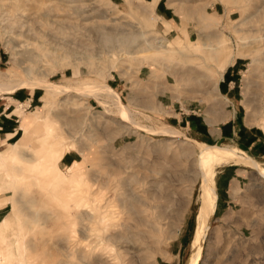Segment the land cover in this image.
<instances>
[{
  "label": "rangeland",
  "instance_id": "374dc122",
  "mask_svg": "<svg viewBox=\"0 0 264 264\" xmlns=\"http://www.w3.org/2000/svg\"><path fill=\"white\" fill-rule=\"evenodd\" d=\"M159 1L170 20L142 0H0V86L10 88L0 94L10 121L0 127V255L9 245V264H114L117 255L155 264L176 253L184 264L201 191L194 141L238 146L264 168L248 144L252 133L264 143V0ZM236 59L230 103L216 85ZM26 82L39 85L17 88ZM18 92H33L32 102L14 101ZM33 111L30 139L3 165ZM55 165L61 191L47 169ZM215 170L217 207L197 264H264V177L246 165Z\"/></svg>",
  "mask_w": 264,
  "mask_h": 264
},
{
  "label": "bare ground",
  "instance_id": "6f19581e",
  "mask_svg": "<svg viewBox=\"0 0 264 264\" xmlns=\"http://www.w3.org/2000/svg\"><path fill=\"white\" fill-rule=\"evenodd\" d=\"M142 1L144 3H146L154 11V7H155L158 0H150V3H147L144 0H142ZM38 85H35L34 83H31V82H26V83L19 84L17 88L28 87V88L33 89V88H36ZM4 86L3 85L0 86V94H3V93L5 94L6 92L10 91V88H5ZM43 88H44V86H43ZM95 89H97V93L98 92L106 93L109 96L114 97L117 100L116 101L117 108H119V110H121L127 114L129 113V112L125 111L124 106H122L120 104L117 94H114L113 91L109 87H107V86L100 87L99 86ZM95 89L86 90V93L87 94H89L90 92L93 93V91ZM52 90L54 92H60V93L62 91V90L60 91V87H57V88L52 89ZM254 111H256V109H252L251 111L248 110V115L249 116L252 115V113H254ZM256 114L260 115V117L262 115V113H260V112L258 113L257 111H256ZM226 117L227 116H225V118L222 119L221 122L222 121L224 122ZM38 119H39V114L36 113V111H33L31 119L28 121L27 125L25 126V128L23 130L24 135H23L22 139L19 140L17 143L11 145L12 151L7 156L6 160L2 161L3 165H7L10 162L12 163V161H10V160L13 159V157L17 153L18 149L22 148L25 145L26 141L28 139H30V132H28V129L34 123H38ZM261 120L263 122L264 119L262 118ZM206 122L209 124L210 127H212L211 128L212 131H216V128L213 127V124L216 121L212 117L208 118ZM262 125H264V123H262ZM172 129L173 128H171L170 131H169V129H167V130L170 132V134L177 135L178 134L177 131L172 130ZM194 143H195L196 148L198 149V151H200V153L202 155L201 156L202 160L199 162V178H200V182H201V191H200V194L198 195V200H199L198 206L199 207H198V212H197V216H196V218H197V231H196V233L193 237V240L191 242V247L189 249L188 256H187V259L185 260L184 264H197L198 263L200 256H201L200 252H201L202 244H203V241L206 237L205 235L207 234V232L211 226V221L213 218V213H214L215 204H216V192H215V187H214V182H215L214 176H215V171H216L215 168L219 167V166H225L227 164L243 165V166L246 165V166L251 167L262 178L264 177V168H262L258 164V162H256L245 150L243 151L238 146L235 148V147H231L228 145L226 148H230V149H223V150L217 151L216 148L213 146H210V145L207 146V145H204V144L196 142V141H194ZM39 159L41 160L43 158L37 157L35 160L39 161ZM56 168H57V165H55V168L48 167L47 169L48 170H52V169L55 170V176L51 181L55 184V187H58L59 190L61 191L62 188L60 186H57L56 184H58L60 182L59 179H61L63 177V175L60 171H56ZM120 202H122V201H120ZM104 209H105V207L103 206V204L98 203V205L95 209V212L92 215V218L97 220V223L101 228V231L104 230V228H105L104 225H105V221H106V220H104V218H105L104 217V213H105ZM84 215H87V214L84 213ZM1 221H3V219ZM72 224H74V223H72ZM4 242L5 241H1V239H0V244H2ZM106 242L109 244L113 243L112 239H107ZM9 247H10L9 245L5 244V248L7 250V253L5 254V256H3V258L0 255L2 260L7 261V264L11 263L13 260L11 250L8 249ZM68 248H69V246H68ZM117 256L118 257H116L114 264H122L123 257H125V256L124 255H122V256L117 255ZM0 262H3V261L0 260ZM126 264H131V261H127Z\"/></svg>",
  "mask_w": 264,
  "mask_h": 264
},
{
  "label": "crops",
  "instance_id": "0c3cea01",
  "mask_svg": "<svg viewBox=\"0 0 264 264\" xmlns=\"http://www.w3.org/2000/svg\"><path fill=\"white\" fill-rule=\"evenodd\" d=\"M154 12L156 15H158L160 18L164 19V20H170L171 18V15L169 14V10L167 8V6H164L162 5V3L158 0L155 7H154ZM238 65H241L240 62H239V59L237 60H234L231 64L227 65L224 70H223V74L221 76V78L219 79L217 85H216V90L220 93V95H222V97H224L225 100H227L228 102H233L236 100L237 96H238V93L233 90L232 88H234V83H235V80H236V73H237V70H238ZM31 94H29L28 97H26V95L24 96V94L18 92L15 96L17 99H13L14 101H18V100H26V102H28V104H30L32 102V99H33V92H30ZM10 98V97H8ZM231 105V104H230ZM6 108L3 107L1 108L0 110V117L1 115L4 116V117H7L5 115V111ZM235 116V110H233V114H232V117L234 118ZM13 122H15L13 120ZM22 122H23V119H22ZM10 124V121L8 120H3L0 118V127L2 126H6V125H9ZM14 125L12 124V127ZM25 127V126H24ZM5 129V127H4ZM7 131L9 132H6L5 134L7 138H12L15 136V133H12V130L13 128L9 127L8 129H6ZM20 130L22 131V128L20 126ZM5 131V130H4ZM23 135H24V132H23ZM23 137V136H22ZM22 137L19 139L21 140ZM18 140V141H19ZM248 144H249V148L250 149H254L255 153L257 155H260L262 156L264 154V143L263 141H260L259 138H258V135L255 134V133H252L250 135V138H249V141H248ZM69 154V153H67ZM61 161H66V163H70L72 161H74V159L68 155H64L61 159ZM1 201V200H0ZM217 195H216V204H215V208L217 207ZM215 211V210H214ZM184 243V240L182 241L181 243V246H183L182 244ZM177 255L172 258L171 261H163V260H160V261H157L155 264H177L178 262V253H176Z\"/></svg>",
  "mask_w": 264,
  "mask_h": 264
}]
</instances>
